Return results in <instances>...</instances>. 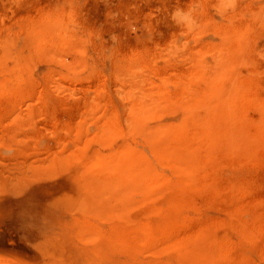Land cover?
<instances>
[{"label": "rangeland", "instance_id": "rangeland-1", "mask_svg": "<svg viewBox=\"0 0 264 264\" xmlns=\"http://www.w3.org/2000/svg\"><path fill=\"white\" fill-rule=\"evenodd\" d=\"M0 264H264V0H0Z\"/></svg>", "mask_w": 264, "mask_h": 264}, {"label": "clouds", "instance_id": "clouds-1", "mask_svg": "<svg viewBox=\"0 0 264 264\" xmlns=\"http://www.w3.org/2000/svg\"><path fill=\"white\" fill-rule=\"evenodd\" d=\"M173 19L177 22V23H183L186 26H191L194 21L191 20L190 18V14L183 12L180 9H177L174 13H173Z\"/></svg>", "mask_w": 264, "mask_h": 264}]
</instances>
